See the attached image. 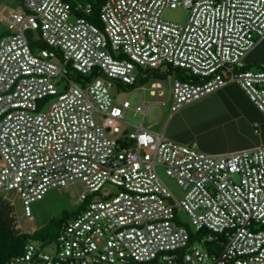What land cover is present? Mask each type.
<instances>
[{"label":"built area","instance_id":"obj_1","mask_svg":"<svg viewBox=\"0 0 264 264\" xmlns=\"http://www.w3.org/2000/svg\"><path fill=\"white\" fill-rule=\"evenodd\" d=\"M17 1L0 13V196L30 234L17 203L32 221L33 203L80 183L87 204L54 243L31 241L5 264H264V145L207 154L141 127L123 132L132 107L111 93L135 86L138 69L170 65L192 77L173 80L172 113L234 83L264 117V68L244 61L264 43V0H104L101 27L70 21L91 4ZM178 7L187 23L163 18ZM29 31L47 48L34 52ZM149 104L134 111L145 117ZM106 184L117 190L90 199Z\"/></svg>","mask_w":264,"mask_h":264},{"label":"rangeland","instance_id":"obj_2","mask_svg":"<svg viewBox=\"0 0 264 264\" xmlns=\"http://www.w3.org/2000/svg\"><path fill=\"white\" fill-rule=\"evenodd\" d=\"M77 2L83 7L86 5L87 0H77ZM15 5L16 4H9V0H0V13L7 15L8 11L3 10L4 6L9 8ZM163 18L169 22L185 24L188 22L189 12L183 7H178L176 9L167 8L163 12ZM75 20L76 15L72 14L70 21L74 22ZM1 33L8 34V30L6 24L0 20V34ZM32 33L34 40H38V32L33 31ZM244 61L252 70L264 67V43H259L250 51L246 55ZM167 71L168 67L163 65L160 67L159 71H157V74H152L150 80L144 84H136L134 87L129 88L118 87V85L113 86L111 93L114 97L115 104L117 106H122L125 101H128L132 107L126 113V123L122 124L123 132H129L131 129L141 127L153 133H163L166 137L167 133L179 131L188 126L190 127L202 121L209 120L223 110L220 93L214 92L185 106L176 113H172L171 87L174 75L172 73L168 74ZM158 73H162V76L157 77ZM153 83H159L161 86V89L154 90V95L150 93ZM142 86L146 88L145 92L140 90ZM161 92L163 93L162 95H160ZM162 102L165 103V106L161 105ZM144 103H150L145 117L134 111L137 106H143ZM158 172L174 196L180 199L183 193L177 183L166 176L162 168H158ZM116 190L117 188L114 185L106 184L100 192L92 195L90 198L98 200ZM83 191V186L80 183L68 188L51 189L42 200L31 205L33 215L32 221L23 216L21 205L17 203L21 227L29 231L37 230L46 225L53 217L60 216L64 210H76L79 205V196ZM181 216L182 220L187 223V216L183 212Z\"/></svg>","mask_w":264,"mask_h":264},{"label":"crops","instance_id":"obj_3","mask_svg":"<svg viewBox=\"0 0 264 264\" xmlns=\"http://www.w3.org/2000/svg\"><path fill=\"white\" fill-rule=\"evenodd\" d=\"M9 4L16 5L4 6L3 10L8 13L19 7L17 0H9ZM4 35L1 33L0 37ZM217 92L223 104L220 113L209 120L167 133V138L161 133L162 137L181 144L195 142L198 149L207 154L233 153L264 145V117L245 92L234 83Z\"/></svg>","mask_w":264,"mask_h":264},{"label":"trees","instance_id":"obj_4","mask_svg":"<svg viewBox=\"0 0 264 264\" xmlns=\"http://www.w3.org/2000/svg\"><path fill=\"white\" fill-rule=\"evenodd\" d=\"M70 3L72 7L78 5L77 0H65ZM104 3V0H87L86 4H91L92 9L89 14H86L82 11H75L76 16H83L88 19L91 23L101 27L102 23L100 20V10ZM33 31L27 33L28 39L31 44V48L34 52H37L39 49L47 48V45L40 39L34 40ZM2 37H0L1 39ZM168 67L167 73H172L175 78L181 80L192 79L184 70L180 68H174L170 65ZM250 69L249 66L246 67ZM264 68V67H262ZM158 69H138L137 71V84H144L150 80L152 74H157ZM162 76V73H158V76ZM72 77L79 81L84 78L80 74H72ZM134 87V86H132ZM124 88V87H122ZM125 88H129L128 86ZM91 199V198H90ZM87 203L79 204L74 211L64 210L60 216H55L43 227L35 230L33 233H22L16 229L15 218L13 216V208L0 196V264H5L11 258L20 255L25 246L33 241L37 243H42L44 245L52 244L56 241L59 236L62 227L70 219L74 218L82 210L85 209ZM188 228L189 226L186 225ZM199 233L191 232L190 244H193L197 241ZM208 248L211 250L218 251L220 247L216 243H209Z\"/></svg>","mask_w":264,"mask_h":264}]
</instances>
